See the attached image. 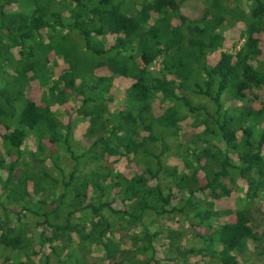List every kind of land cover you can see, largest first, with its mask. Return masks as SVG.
I'll return each instance as SVG.
<instances>
[{
    "label": "trees",
    "instance_id": "16d2710c",
    "mask_svg": "<svg viewBox=\"0 0 264 264\" xmlns=\"http://www.w3.org/2000/svg\"><path fill=\"white\" fill-rule=\"evenodd\" d=\"M184 1L0 0L3 264H86L93 248L111 264H179L157 257L155 247L153 220L170 213L205 236L198 252L214 255L212 264H238L249 240H264L251 210L264 197V62L256 36L264 31V0H246L252 7ZM239 21L244 42L210 63ZM109 32L117 35L105 47L97 38ZM59 59L67 67L55 77ZM116 76L132 81L122 108L112 109ZM33 80L44 88L41 106L25 95ZM70 98L79 102L64 120L53 105ZM79 119L87 121L80 153L73 145ZM28 136L35 149L25 148ZM60 150L72 161L69 171ZM172 155L180 165H169ZM115 156L131 165L128 176L116 170ZM239 177L245 207L237 220L218 222L234 211L214 209L209 198L229 196ZM28 215L38 233L22 221ZM113 219L127 233L115 235Z\"/></svg>",
    "mask_w": 264,
    "mask_h": 264
},
{
    "label": "rangeland",
    "instance_id": "374dc122",
    "mask_svg": "<svg viewBox=\"0 0 264 264\" xmlns=\"http://www.w3.org/2000/svg\"><path fill=\"white\" fill-rule=\"evenodd\" d=\"M126 1V0H125ZM128 1V0H127ZM139 1V0H134ZM243 6L247 7L250 5L252 7V2H248L246 0H242ZM190 4L191 0H185L183 4ZM192 4V3H191ZM184 12L188 13L186 7H184ZM246 23L243 21H239L232 28L228 29L224 33V40L222 41V45L213 53L209 55L210 63L214 64L221 52H235L240 45L244 42V38H242V31L245 29ZM117 33L109 32L105 37L99 36L97 39L102 41L105 47H109ZM256 36L260 40V46L262 47V54L260 56V61L264 62V31L258 32ZM18 49L14 50L16 57H18L17 53ZM55 55L53 53L49 54V61H53ZM67 67V64L63 62L61 59L58 60V64L54 67V76L56 77L64 68ZM160 68V59H157L152 69L157 71ZM98 72L100 74H109L110 72L105 69H99ZM130 78H124L116 76L113 80L112 93L114 95V101L109 104L110 108H122L124 99H125V91L127 87L131 83ZM44 93V88L38 83V81L33 80L30 84L25 88L26 97L32 101L35 105L41 106L42 96ZM262 96L264 97V91H262ZM191 101L193 103H203L204 105H208L209 102L204 97H199L192 95ZM78 100L74 98H70L65 103L58 105H53V110L60 115L64 120L68 118V114L74 112L76 106L78 105ZM200 106V105H199ZM156 110L159 111V108L156 107ZM190 120H186L183 122V126L185 129L189 128ZM87 126V121L79 119L75 125V133L73 139V145L76 149V152L80 153L82 145L85 140L83 139L84 129ZM6 129L4 126H0V134L5 132ZM3 142L0 136V146H2ZM25 148L35 149V141L31 136H28L24 143ZM59 157L64 162V168L66 171L71 170L72 161L70 158L66 156L64 152L59 151ZM112 160L115 162V168L117 171L122 174L128 176L131 173L132 167L128 163L127 159L124 157H112ZM169 165H180L179 160L176 156L172 155L168 160ZM82 166V167H81ZM81 168L85 167V163L80 165ZM161 185L164 188H167L169 185V179L164 174H160ZM232 191L231 194L227 197H223L220 200H213L209 198V202L214 209L219 211H224L226 209H231L234 213L229 215L221 214L218 217V222L225 221H234L238 219L237 212L240 213L241 210L245 207L246 198L245 191L247 189L246 182L242 178H236L234 182L231 183ZM251 210L253 216H255V226L260 232H264V197L258 198L251 206ZM12 217L15 218V214L12 213ZM115 223V228L117 229L116 234L122 235L127 233V230L124 229L120 221L113 219ZM22 221H26L31 229L38 233L40 228L34 227L35 217L32 215H28L23 217ZM188 222L184 220L183 217L176 215L175 213H170L158 217V221L153 220V230L157 233L155 238V247L157 250V257L162 256V254H168L170 256H175L180 259L179 264H212L215 261L214 255L203 254L198 252V249L204 248L206 246L205 236L199 234V232H193L189 230ZM196 231H200L197 229ZM129 232V231H128ZM127 237V235H126ZM34 244H37L36 240H34ZM249 252L245 254V256H239L238 264H264V240L262 241H248ZM39 250V246L36 247ZM99 249V248H98ZM97 248H93V252L87 256L86 264H111L110 261H105L102 259L103 254ZM48 252L47 247L43 250V255ZM39 256L37 257V259ZM0 264L2 260L0 259Z\"/></svg>",
    "mask_w": 264,
    "mask_h": 264
}]
</instances>
